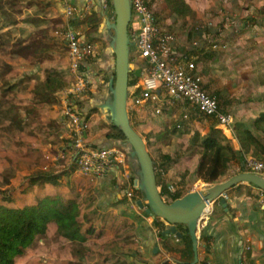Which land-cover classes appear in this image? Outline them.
<instances>
[{
  "label": "rangeland",
  "instance_id": "obj_1",
  "mask_svg": "<svg viewBox=\"0 0 264 264\" xmlns=\"http://www.w3.org/2000/svg\"><path fill=\"white\" fill-rule=\"evenodd\" d=\"M184 1L189 7L185 15L174 14L165 0H150V6L158 15L164 31L176 36L177 46L182 50L201 43V47H193L192 60L198 65L211 93L219 98L222 110L233 117V125L231 128L220 127L216 120L205 118L193 106L181 102L170 104L161 114H156L154 110L141 111V107L139 113L130 109V119L133 128L146 142L161 192L167 188L172 194L185 196L188 191L199 189L203 183L204 187H213L228 181L240 173L247 159L264 162V131L255 128V122L264 113V0ZM49 7V0H0V197L18 188H28L26 193L17 197L19 202L30 204L41 197L40 186L34 187V190L30 187V176L48 172L60 175L63 169L69 170L74 164L76 153L74 142L77 137L74 132L66 124L69 132L61 129L57 123L63 115L62 102L66 91L74 82L68 75V50L62 36L55 34L58 20ZM199 29L205 31L203 36L197 34ZM106 45L104 42L102 49ZM98 50L97 46L88 59L92 61L90 75L93 84L80 101L87 121L82 137L85 144L93 146L103 145L104 136L110 130L109 122L98 110V105L108 96L107 84L113 74V69L110 75L104 74L94 65ZM53 63L59 66L57 70L65 69L68 74L63 77L70 76V79L68 84L62 82L63 88L59 89L55 100L43 104L45 89L42 83ZM222 74V79L217 82L216 76ZM133 79L131 74L129 84ZM230 88L235 93H226ZM7 109L14 111L5 116ZM17 111L19 120H23L21 123H18L17 117L10 119ZM212 128L228 138L234 150L231 138L239 142L238 130L252 131L261 145L258 149L252 148L257 152L253 157H247L242 153L239 142L238 157L227 164L224 175L217 182L209 184L199 180L197 169L202 159V148L193 144V138L199 134L207 137ZM240 154L244 155L242 159ZM70 171L73 172L71 179L82 190L97 195L99 189L104 188L105 193V185L81 174L76 164ZM60 181L64 189L67 186L66 176ZM61 189L58 187L57 191L61 193ZM134 190L132 199L135 203L137 198L141 200L142 197ZM171 196L163 198L172 202ZM107 200L105 202H109ZM92 206L85 203L84 226L94 225L89 219L92 214H88ZM99 207L101 209V205ZM99 226L100 222H97L96 230ZM179 228L186 233L184 227ZM109 235L110 231L106 233V238ZM39 245L41 249L28 254L20 264H96L98 254L103 255L105 250L114 253L117 247L112 243H96L92 249L83 247L79 254H75L70 248L60 247L52 241L47 247ZM126 246L132 245L128 242Z\"/></svg>",
  "mask_w": 264,
  "mask_h": 264
},
{
  "label": "crops",
  "instance_id": "obj_2",
  "mask_svg": "<svg viewBox=\"0 0 264 264\" xmlns=\"http://www.w3.org/2000/svg\"><path fill=\"white\" fill-rule=\"evenodd\" d=\"M49 1V8L52 9L54 18L58 20L55 34L62 36L65 30L73 29L84 42L97 45L99 50L95 54L96 56H94V65L103 71L104 74L108 73L110 75L115 59L110 49L109 32L105 20L106 11H108V16H111V19L114 18L110 0ZM66 7L74 9L72 18L66 16ZM198 35L201 36V34ZM62 39L64 41L63 36ZM104 42L107 45L102 49ZM64 44L66 47L65 41ZM182 49L177 46L178 52L192 55L194 48L190 46L188 50L184 51ZM193 53H196L195 50ZM55 65L53 63V69H58L59 66ZM86 66L91 68V59L86 62ZM64 70H58L61 71L60 74L63 73L61 74L62 77L68 74ZM222 76L223 74L216 76V81L218 82L219 79H222ZM63 78L66 79V83L68 84L67 81L70 79V76L69 78ZM108 87L109 82L107 89ZM205 89L209 94L214 95L207 84H205ZM232 89L226 91V93H235V90ZM141 108L143 110L138 108L135 112L154 110L151 106ZM57 123L61 129L69 132L64 123L63 115L58 118ZM231 140L235 146V150H240L239 142L236 139L231 138ZM256 153L254 150H251L247 154V157H253ZM73 166L74 164L69 167V170L63 169L61 171L62 175L60 174V179L64 176L67 179V186L64 189L69 195H77L78 201L83 207L82 217L85 212V203L88 202L90 206L93 204L88 212V214H92L89 219L91 218L90 220L94 223V227L97 225V222H100V226L102 225V227L99 226L97 229H103L104 231V236L99 244L112 243L114 246H117L115 251H113L114 253L110 252L115 256V263L188 264L179 253V251L184 250L186 247L184 239H178L175 236L163 237L164 226L158 228L155 225V222L158 221L139 208L138 201L140 199L137 198L134 203L133 199L125 196L127 192H132L134 188V176L131 180H127L122 175L123 172L113 171L108 176L96 180L97 184L105 185L106 191L103 193L104 188H100L99 194L94 195L93 192L89 194L82 190V187L75 185V180L71 179L70 176L73 173L70 171ZM60 179L59 182L62 185ZM61 185L59 186V188H62L61 193L65 194ZM210 187L212 186L206 185L204 187L203 183L199 189L194 191L208 190ZM225 195L226 204L224 205L220 201L214 203L211 206V215L200 224L198 233V260H195L193 252L194 260L191 264H264V208L261 205L262 190L256 186L243 183L230 189ZM107 198L110 199L107 200ZM105 200L109 202H105ZM100 205H103L104 209H100ZM89 226H92V224H89ZM105 228L108 232H111V235L107 238L106 233L108 232ZM178 231L183 236V232L179 227ZM128 242L132 246H126Z\"/></svg>",
  "mask_w": 264,
  "mask_h": 264
},
{
  "label": "built area",
  "instance_id": "obj_3",
  "mask_svg": "<svg viewBox=\"0 0 264 264\" xmlns=\"http://www.w3.org/2000/svg\"><path fill=\"white\" fill-rule=\"evenodd\" d=\"M131 1L133 20L129 35L135 42L132 64L135 69H141V77L134 76L137 81L129 85V112L130 109L136 111L140 107L151 106L156 114H161L170 104L181 102L193 106L205 118L216 120L218 126L231 128L233 117L222 110L216 96L206 91L203 76L192 55L177 51L176 36L164 31L158 15L150 6V0ZM73 14L74 9L66 7V16L72 18ZM62 36L68 50L70 76L74 82L62 102L64 123L77 137L73 163L81 174L91 179H101L113 171H122V175L131 180L134 172L128 154L118 147L87 145L82 137L87 124L80 101L93 84L86 62L94 54L97 45L84 42L73 29L65 30ZM198 46L200 44L194 43L193 47ZM239 171L264 176V162L247 159ZM125 196L132 199L133 194L129 191ZM223 197L226 198V195ZM212 205L207 203L201 223L211 215ZM261 205L264 208V191Z\"/></svg>",
  "mask_w": 264,
  "mask_h": 264
},
{
  "label": "trees",
  "instance_id": "obj_4",
  "mask_svg": "<svg viewBox=\"0 0 264 264\" xmlns=\"http://www.w3.org/2000/svg\"><path fill=\"white\" fill-rule=\"evenodd\" d=\"M165 3L174 14L185 15L189 10L184 0H165ZM204 32V30L199 29L197 34L202 36ZM136 81L137 79H134V82L132 81L129 85L131 86ZM62 82L66 83V80L57 69L51 68L46 72L43 83L45 90L42 93L43 104H50L52 99H56L54 97L57 96L59 89L61 88L62 90L63 88ZM13 111V109L5 110V116ZM1 112L2 110L0 109ZM14 113L10 119L13 120L17 117L18 123L23 122V120H19V112ZM255 123V128L258 131H264L262 128L264 113L260 115V118ZM109 125L110 130L104 136L105 143L103 145H95L100 148L118 147L129 156L130 147L123 144L125 139L123 133L110 123ZM237 138L242 146L241 151L245 154L250 153L252 148L258 149L261 145L259 138L248 129L238 130ZM193 144L202 148V159L197 172L199 180H203L205 183L213 184L217 182L224 175L227 164L238 157L237 151L230 145V140L221 135L215 128H212L209 135L205 138L200 136V134L196 135L193 138ZM243 156L240 154V159ZM129 163L134 172L135 161L129 157ZM60 177L61 175L50 172L40 173L38 176L31 175L29 178L30 187L34 190V187L40 186L39 190L41 191V197L36 198L31 204L19 202L18 198L23 193H26L28 188H18L13 190V193H6V195L0 197V264H20V261L28 254L34 251L38 252L41 249L42 246L39 244L47 247L50 241L68 250L70 248L71 253L74 252L75 254H79L83 247L92 249L94 244L100 243L104 236L103 229L96 230L94 226H84L82 221L83 207L78 201L77 195H69L57 191V188L61 185L59 182ZM17 195L19 196L17 197ZM162 196H171L174 201L184 195L172 194L165 188L162 190ZM101 208L104 209V206L101 205ZM155 220L158 221L155 222L158 228L163 227L159 219L155 218ZM182 227L185 228L183 230L186 232L182 236L186 247L179 253L183 260L191 264L194 260L192 242L187 228L185 226ZM97 256L96 264L118 263L114 262V254L107 253L106 250L103 255L98 254ZM61 263L64 264L63 262Z\"/></svg>",
  "mask_w": 264,
  "mask_h": 264
},
{
  "label": "water",
  "instance_id": "obj_5",
  "mask_svg": "<svg viewBox=\"0 0 264 264\" xmlns=\"http://www.w3.org/2000/svg\"><path fill=\"white\" fill-rule=\"evenodd\" d=\"M114 18L105 20L109 32V45L114 54L113 74L110 76L108 96L98 105L100 112L108 122L119 129L125 139L123 144L130 147L129 157L135 161V179L133 186L142 199L138 201L141 210L153 218L159 219L163 226L162 236L182 238L179 226H185L192 242L195 260H198V233L202 215L207 203L220 201L226 204L223 197L230 189L243 183L258 187L264 191V176L242 172L228 181L213 186L208 190L194 191L180 199L166 202L158 187L154 161L148 151L145 140L133 128L128 110L130 97V75L141 77V69H135L132 62L135 42L129 35L133 20L131 0H110Z\"/></svg>",
  "mask_w": 264,
  "mask_h": 264
}]
</instances>
